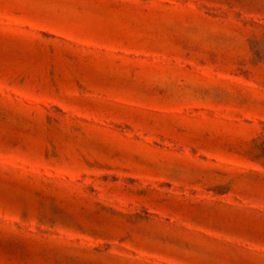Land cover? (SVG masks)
Instances as JSON below:
<instances>
[{"label": "rangeland", "instance_id": "rangeland-1", "mask_svg": "<svg viewBox=\"0 0 264 264\" xmlns=\"http://www.w3.org/2000/svg\"><path fill=\"white\" fill-rule=\"evenodd\" d=\"M0 264H264V0H0Z\"/></svg>", "mask_w": 264, "mask_h": 264}]
</instances>
